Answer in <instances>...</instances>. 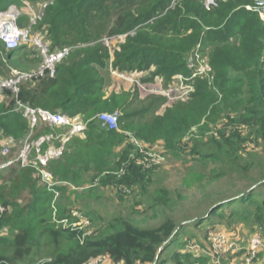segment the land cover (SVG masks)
Masks as SVG:
<instances>
[{"label": "trees", "instance_id": "obj_1", "mask_svg": "<svg viewBox=\"0 0 264 264\" xmlns=\"http://www.w3.org/2000/svg\"><path fill=\"white\" fill-rule=\"evenodd\" d=\"M26 1L49 3L34 33L43 35L52 50L78 47L58 67L55 78L25 82L18 94L19 101L32 107L79 115L88 121L85 138L72 139L63 157L49 165L59 182L81 188L99 179V185L112 187L118 194L121 187L144 191L153 170L138 163L141 153L129 143L131 133L140 142L160 141L175 158L188 153L210 159L220 167V176L248 174L257 165L258 156L263 157L258 148L264 147V22L258 13L246 9L252 0H230L211 11L192 0H183L174 8V0H0V11L24 6ZM26 23L28 18L19 20L21 26ZM121 35L127 37L119 51H111L103 43L105 38ZM199 43L209 53L214 81H195L190 99L170 104L162 115L154 109L165 103L164 98L141 102L138 94H131L133 90L109 91L110 66L128 74H147L144 83L163 78L167 85L176 75L190 76L187 58ZM0 51V75L9 63L10 73L11 68L33 70L40 63L38 52L27 47L9 53L0 44ZM3 94L0 150L2 138L11 136L21 142L29 130L27 120L14 112L12 93L5 90ZM117 109L123 114L120 131L103 128L97 115ZM149 114L153 116L150 120L146 119ZM207 136L213 151L203 152L200 144ZM257 168L261 176L254 188L218 201L205 216L194 219V228L205 221L210 227L203 239L191 236L189 241L206 252L209 230H227L216 225L232 220L253 222L264 234V194L260 195L264 164ZM5 182L8 184L0 186V205L5 209L0 230L11 226L12 233L10 237L0 235V264H21L33 256L29 262L37 260L36 264H87L102 256L116 264H170L166 250L187 223L178 224L164 216L157 227H141L122 217L106 222L93 211L79 210L90 227L65 229L53 222L55 194L41 184L35 170L12 169ZM56 189L60 192L58 218L72 221V206L63 204V198L87 190L75 191L65 184ZM25 192L31 201L21 204L18 200ZM166 201L158 198L152 207H163ZM233 206L234 211L226 210ZM189 241L174 252V264H209L211 256H195L188 248Z\"/></svg>", "mask_w": 264, "mask_h": 264}, {"label": "built area", "instance_id": "obj_2", "mask_svg": "<svg viewBox=\"0 0 264 264\" xmlns=\"http://www.w3.org/2000/svg\"><path fill=\"white\" fill-rule=\"evenodd\" d=\"M183 0H174L171 8ZM203 4L207 11L216 9L220 3L230 0H192ZM253 4L247 5L246 9L258 13L264 22V0H252ZM26 5V10L30 13L29 24L21 26L19 20L23 17L18 8L14 5L7 10L0 11V44L6 52H14L23 47L33 49L38 52L40 58L39 65L30 71L12 70L10 77L3 78L0 76V98L5 99L3 92L8 90L14 96L16 103L14 112L20 113L27 120L29 130L21 142L14 137H5L0 150V174L12 169H33L35 170L40 182L48 191L55 194L52 209L53 221L58 227L71 230H82L90 227L91 223L79 211H72V218L59 219L57 201L60 192L56 189L61 184L68 185L72 190L83 191L87 188H77L68 183H62L55 179L49 170V165L53 161L61 159L66 151L68 143L74 138H85L88 121L81 116H68L59 112H52L42 108H35L25 104L18 99L21 84L25 82L38 81L41 79H53L57 75L58 67L71 56L73 51L78 47H63L52 50L45 37L40 33H34V28L43 20L45 10L49 3L41 5L38 9ZM134 35V33H130ZM127 35L114 36L105 38L103 41L109 47V42L120 44L125 42ZM113 47L111 51H119L120 48ZM187 67L190 76L176 75L169 84H165L163 78H157L155 83H144L135 76H144L143 73L128 74L114 70L110 66L112 75L122 82L132 86V90L152 95H158L165 98L169 104L177 102H186L195 92V81L208 80L214 81V71L210 64L209 53L203 51L202 43L197 44L194 50L187 58ZM160 83V84H159ZM130 88V87H129ZM121 112L101 113L96 119L103 128L108 130L120 131ZM128 136H131L129 134ZM132 137V136H131ZM133 141V140H132ZM139 145L138 142H134ZM141 158L138 160L140 165L151 169L164 161V157L156 151H147L140 147ZM121 192H129L127 187H121ZM5 214V209L0 205V222ZM91 231L87 233L90 235ZM209 250H205L200 244L194 242L189 246V250L196 253V250L203 251L211 256L214 264H222L225 256L241 255L242 264H264V237L262 234H255L247 240H240L233 234L225 230L219 231L212 229L207 236ZM222 262V263H221ZM87 264H116L109 257L102 256L89 261ZM120 264V263H119Z\"/></svg>", "mask_w": 264, "mask_h": 264}, {"label": "rangeland", "instance_id": "obj_3", "mask_svg": "<svg viewBox=\"0 0 264 264\" xmlns=\"http://www.w3.org/2000/svg\"><path fill=\"white\" fill-rule=\"evenodd\" d=\"M23 3L30 5L32 8L34 7L35 10L41 5L45 4L43 2L34 4L29 1ZM14 6H16L21 12L23 16L22 18H28V23L22 25L27 26L29 24L30 13L27 12L25 7L26 5L21 7L17 5ZM103 43L105 44L104 41ZM79 46L81 49L85 47L84 45ZM118 46L119 44L116 42H109V49ZM9 66H11L10 63L9 65L5 66L3 70L5 71V74L0 75L1 77H10L12 70H17L11 68L10 73ZM135 77L143 82V80L147 78V74L144 76L139 75V77ZM108 83L110 85V92H112V90L118 89L123 90L124 88L126 90H132V86H129L130 84L128 85V83H125L124 81L122 82L120 79L114 77L111 72H109ZM152 83H155V81ZM128 86L130 88H128ZM131 94L134 96L138 94V97L140 98L139 100H141V102H147L150 97L163 98L161 96L148 93H142V95H140L139 91H131ZM169 105V102L166 100L163 105L154 109L155 114L162 115L166 107ZM135 109H138V107H135ZM116 111L121 112L120 109H117L115 111H103L102 113H113ZM152 117L153 116L149 114L146 116V119L150 120ZM132 136L133 137L128 136L130 140L129 143H132L137 149L143 147L147 151H156L164 157V161L161 164L155 165L151 168L153 170L151 181L144 191L137 189L133 192L129 191L125 193L118 190L120 193L118 194L112 187H103L102 185H99V179H97L95 181L88 182L90 184L84 186L87 188V191H89L88 189L90 188H93L92 190L94 191L88 193L85 191L79 195L77 193H75V195L67 193L63 198V204L72 206L71 208L73 211L80 210L83 213L93 211L105 219L106 222H110L116 217H122L141 227H157L164 221V216L172 217L178 224L182 223L183 221H187L184 227H180L181 229L179 228L178 233L174 236L171 245L166 250V257L170 264H174L172 259L174 252L181 250L184 247L185 241L188 242L191 236L197 240H201L205 237L207 229L210 227V222L205 221L202 227L197 226L194 228V224L192 222L194 219L205 216L208 209L218 201H226L230 198H236L238 195L247 192L251 188H254L253 184H255V182L258 181L261 176L260 169H256V167L259 163L264 164V147L258 148V153H261L263 157L258 156L259 159H256L257 165H255V167L250 170V173H230L220 176V167L212 163L210 159H204L196 156L192 157L189 156L188 153H184L180 156V158H175L169 154L163 143L160 141L155 144H150L140 142L133 134ZM208 138H210V136H207V139L204 140V143L200 144L203 152L213 151L211 147H208ZM3 140L4 138H2V143ZM134 142H138L139 145ZM1 161L2 158L0 157V162ZM9 176L10 171L0 174V186L8 184L5 182V180H7ZM38 186H41L40 183H38ZM262 194H264V191H261L260 195ZM71 195V199L75 204L74 206L71 203ZM260 195H256L257 198H259ZM158 198L163 200L165 199L167 201L165 204H162L163 207H152ZM29 200L31 201V196L25 192L18 201L21 204H26L30 202ZM234 208L235 207L233 206L226 210L228 212H232L235 210ZM216 224L217 223L213 225ZM33 225L35 228H39L37 222H34ZM56 226L58 227L57 224ZM216 226L225 227L227 229L225 230L226 232L233 234L241 241L247 240L255 234H262L264 237V234L259 232V227L253 222L247 223L243 221L232 220L227 221L225 224H217ZM11 233V226L4 227L0 230L1 236L10 237ZM194 242L195 241H189L188 246L193 245L192 243ZM41 249L42 248H35V251L39 252ZM40 252L43 254L44 250L42 249ZM195 252V256H199V258L201 255H206L203 251L196 250ZM34 258L35 256L27 260V262L21 264H36L35 262L37 260L34 263L29 262ZM224 259L226 261L223 263L221 262L222 264H242V256L237 257L229 255L225 256ZM213 263V260L209 261V264Z\"/></svg>", "mask_w": 264, "mask_h": 264}, {"label": "crops", "instance_id": "obj_4", "mask_svg": "<svg viewBox=\"0 0 264 264\" xmlns=\"http://www.w3.org/2000/svg\"><path fill=\"white\" fill-rule=\"evenodd\" d=\"M128 88H129V86H128Z\"/></svg>", "mask_w": 264, "mask_h": 264}, {"label": "bare ground", "instance_id": "obj_5", "mask_svg": "<svg viewBox=\"0 0 264 264\" xmlns=\"http://www.w3.org/2000/svg\"><path fill=\"white\" fill-rule=\"evenodd\" d=\"M15 52V51H14Z\"/></svg>", "mask_w": 264, "mask_h": 264}]
</instances>
